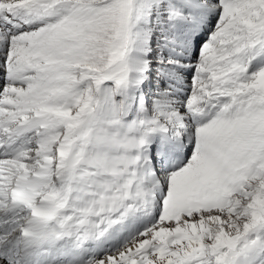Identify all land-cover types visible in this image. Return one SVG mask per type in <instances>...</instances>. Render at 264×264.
Instances as JSON below:
<instances>
[{
  "label": "snow or ice",
  "instance_id": "1",
  "mask_svg": "<svg viewBox=\"0 0 264 264\" xmlns=\"http://www.w3.org/2000/svg\"><path fill=\"white\" fill-rule=\"evenodd\" d=\"M0 264H264V0H0Z\"/></svg>",
  "mask_w": 264,
  "mask_h": 264
}]
</instances>
